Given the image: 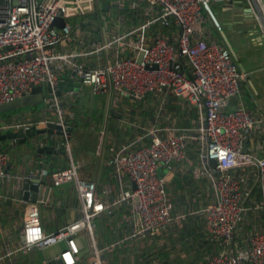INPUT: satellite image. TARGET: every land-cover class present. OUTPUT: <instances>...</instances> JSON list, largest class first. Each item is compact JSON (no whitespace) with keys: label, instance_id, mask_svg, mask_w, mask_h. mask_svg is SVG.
I'll use <instances>...</instances> for the list:
<instances>
[{"label":"built area","instance_id":"2783aa9c","mask_svg":"<svg viewBox=\"0 0 264 264\" xmlns=\"http://www.w3.org/2000/svg\"><path fill=\"white\" fill-rule=\"evenodd\" d=\"M212 1L221 7L239 4L257 24L259 43L264 41V0H115L117 10L122 4L132 10L138 5L137 18L141 20L137 26L83 51L108 50L104 63L86 67L75 53L56 48V44L70 39L69 23L53 25L56 17L64 15L65 0H0V103L27 94L33 85L50 83L52 95L43 109H53L55 118L41 121L61 124V140L54 141L52 148L63 151L66 164L53 169L40 167L38 179L50 178L54 185L74 182L79 205V214L73 220L46 231L39 222L38 205L30 204L22 217L19 249L34 245L42 250L61 241L65 247L58 256L63 264H79L75 237L85 230L91 257L81 264H102L103 250L126 239L155 235L179 221L183 215L170 211L158 165L184 159L187 142L194 138L200 164L193 174L205 175L216 192L215 199L205 204L201 213L204 232L218 250L210 253L203 264H264V155L243 149L244 138L250 134L257 135L256 146L264 149L259 135L264 112L254 115L243 105L225 108L239 91L242 73L228 48L205 35V23L221 31ZM63 69H69L81 84L90 85L98 94L122 93L136 99L147 93L162 98L174 95L195 107L197 120L190 126L153 125L139 139L114 149L107 163L116 181L128 184L112 197L108 187L103 186L104 197H98L96 182L78 174L81 163L72 154L70 135L54 92L57 75ZM7 126L13 125L0 122V129ZM142 137L147 140L140 144ZM7 159L8 153L0 145V177L9 176ZM237 165L255 168L260 196L257 208L262 214L261 226L246 237L244 245L234 244L235 231L250 207L246 203V175L235 171ZM120 204L130 205L129 229L100 247L94 236L93 218L103 210L111 213Z\"/></svg>","mask_w":264,"mask_h":264},{"label":"crops","instance_id":"0c3cea01","mask_svg":"<svg viewBox=\"0 0 264 264\" xmlns=\"http://www.w3.org/2000/svg\"><path fill=\"white\" fill-rule=\"evenodd\" d=\"M98 1L106 6L105 10H100ZM114 1L65 0L62 10L64 21L71 27L70 39L56 44L57 50L75 53L76 59L86 67L104 63L108 50L100 49L86 54H83V51L93 49L95 42L101 44L113 35L121 34L137 26L141 20L140 17L137 18L138 5L132 7L133 12H130V8L122 4L117 11V8L113 9ZM238 5L233 3L223 7L224 9L218 5L214 6L218 13H224L227 8L238 7ZM125 7L129 8H126L128 12L124 11ZM238 8L241 12L240 22L244 23L245 31L251 35L249 38L257 54L251 56L242 49L237 51L234 48L225 30V27L232 28L231 23L227 22L223 16L220 18L221 31H215L209 23L205 25L211 28V37L224 44H226L225 37L227 38L229 42L227 47L238 70L242 73L239 91L230 98L225 108L243 105L254 115H259L264 112V54L259 53L260 50H264V41L259 43L258 27L250 21V15L242 11L240 7ZM104 19L106 25L103 22ZM70 75L69 69H63L59 71L57 80H68L65 78ZM66 87V82L60 83L61 92L57 95V101L63 111L64 123L70 127L72 154L81 163L78 174L81 177L93 179L97 187L95 195L102 198L104 197L103 186L108 187V195L112 197L120 191L123 184H128L126 181H123V184L118 183L107 163L108 155L114 149L139 139L146 129L153 125L161 126L168 123L175 126H189L194 125L198 117L195 107L186 101H179L171 94L162 98L157 94L147 93L142 98L136 99L122 93L115 95L94 93L91 86L87 84H81L69 91L63 89ZM30 90L27 94H30ZM33 95L35 99H39L40 91L35 90ZM47 99L43 97L41 102L27 104L30 107L25 110H11L7 112L10 113L9 115L0 116L1 123L13 125L1 128L0 134L8 133L14 128L21 129L40 120L54 119L53 109H43ZM39 103L42 105L38 106ZM166 103H168L167 106ZM259 135L262 136L264 143V125L260 127ZM37 137L35 138L36 147H42V152H37L33 148L28 154L27 151L22 150L19 141L12 142L7 136L0 138V145L8 153L5 169L9 173L8 177H0V264H63L58 255L65 247L64 242L61 248H50L49 254L40 252L39 256H37V249L30 256L28 249L18 248L22 241L20 230L22 217L30 204L38 205L39 222L46 231L55 230L79 214L78 194L72 181L54 185L50 178H43L44 184L49 186L46 201L54 198L49 208L44 207L45 201L40 200L43 199L44 187L34 201L29 197L17 198V189L14 192L9 191L8 179L11 177L18 179L32 173V177L39 178L37 170L40 167L46 166L53 169L66 164V155L60 153L61 149L45 147L47 144L52 147L54 141L61 140V134L57 133L56 129L51 132L44 131ZM40 140L42 142H39ZM146 140V137H142L138 141L142 144ZM256 142L257 135L250 134L244 138L243 149L257 155H264V149H258ZM134 146L131 144V147ZM195 146V139H189L184 159L169 165H158V175L165 182L170 211L181 213L182 219L171 223L155 235L126 239L103 250L102 264H203L210 253L218 250V245L209 241L204 232L201 213V208L215 199L216 192L205 175L193 174L194 169L200 164ZM235 171L246 175L247 180L246 203L250 207L246 209L235 231L236 235L242 234L245 239L262 224V214L257 208L259 189L253 166L237 165ZM124 180L127 179L124 178ZM131 218L129 204H120L114 207L111 213L103 210L97 214L93 218V231L97 245L101 247L125 235ZM78 235L80 242L76 238ZM76 237L80 251L79 264L86 263L91 257V251L85 230L78 232Z\"/></svg>","mask_w":264,"mask_h":264},{"label":"water","instance_id":"95a60500","mask_svg":"<svg viewBox=\"0 0 264 264\" xmlns=\"http://www.w3.org/2000/svg\"><path fill=\"white\" fill-rule=\"evenodd\" d=\"M98 7L100 8V10H105L106 6L102 5V3L100 1H98ZM113 9L115 10V7H113ZM64 18L61 16L56 17V19L53 22V25L60 27L64 24ZM104 24L106 25V20L104 19ZM225 41L226 43L229 45V42L227 40V38L225 37ZM140 58V56L138 57V59ZM65 79L68 80H61L58 79L54 85V87L56 86V89L54 90L56 95H59L61 90H60V83L65 84V82L67 83V87L66 89L63 88L65 91H69L72 88H77L78 86L81 85V82L79 80V77L74 74L73 72H71V75L66 77ZM74 86V87H73ZM38 90L40 91V97L39 99H35L34 98V91ZM52 87L50 85L49 82H42L40 84H36L33 85L31 87L30 90V94H27L25 96H21V97H16L11 101L8 102H4V103H0V111L3 110H7L10 108H16L22 105H27V104H36L38 102H41L43 97L44 98H49L52 95ZM61 124L56 123L54 120H46V121H38L34 124L31 125H27L22 127L21 129L18 128H14V130L5 133V134H0V138H4V136H7L8 138H10L12 140V142L15 141H19L21 144V148L23 151H27V154L30 153L33 148L37 151V152H42L43 148L42 147H36L37 144V135L40 133H43L44 131H48L51 132L52 130L56 129L57 133L61 134ZM67 132H70V127L66 126L65 127ZM36 138V139H35ZM41 141V140H40ZM39 141V142H40ZM60 153H63L62 150H60ZM212 164H214V160L211 161ZM93 180V179H92ZM40 184V186H39ZM16 186V187H15ZM13 187L15 189H13ZM44 190L43 194H42V198L40 199L42 201H45L44 207L49 208L52 204H53V197L51 199H49V201H46L48 194L47 192L49 191V186L44 184L43 181L39 180L38 178L32 177L31 173H28L27 175H23L20 178H16V177H11L8 179V188L9 191H15L16 189L18 190V195H16L17 198L22 197V198H30L32 201H34L35 199H37V196L40 195V191L41 188ZM131 187L134 189L135 188V184L134 182L131 183ZM133 200L134 202L138 201V197L137 195L133 196ZM71 221V220H70ZM70 221L66 222L69 223ZM64 223V224H66ZM36 251V247L34 245H30L28 247V254L31 256L35 253Z\"/></svg>","mask_w":264,"mask_h":264},{"label":"rangeland","instance_id":"374dc122","mask_svg":"<svg viewBox=\"0 0 264 264\" xmlns=\"http://www.w3.org/2000/svg\"><path fill=\"white\" fill-rule=\"evenodd\" d=\"M214 5H218V7H220L221 9H224V8L221 7V6H219V4L216 3L215 1H212L211 2L212 11L217 16L219 22H220L221 16H223V18L227 22H230L231 23L232 28L231 29H228L227 27H225V30H226V34H227V36L229 38V41L234 46V48L237 51L239 49H242L243 51H245L246 53L250 54L251 56L254 55V54H257L256 50L254 49L255 46H253L251 44V41H250V38H249L251 35L245 31V27L246 26L244 25V23H242V21L240 22V16H239V14L241 12H240V9L238 8L240 6L238 5V7H235V6L234 7H230V8H227L224 13H222V12L218 13V11L215 9V6ZM228 6H230V5H228ZM113 7H115V6H113ZM224 7H227V6H224ZM249 19H250V21H253L254 25L257 27V24L255 23L254 19L252 17H249ZM220 24H221V22H220ZM205 28L207 29L206 32H205L206 37H208L209 39L217 40L216 38L211 37V34H212L211 28L209 26H206V25H205ZM217 41H219V40H217ZM224 45L227 47V43L224 44ZM259 53L260 54H264V50H260ZM174 97L176 99H178L179 101L180 100H183V99L178 98L176 96H174ZM183 101H185V100H183ZM41 105H42L41 103L38 104V106H41ZM29 107H30V105H23V106H19V107H16V108H10V109H7V110H3V111H0V116H6L7 114L9 115L10 113H7V112H9L11 110L21 111V110H25V109H27ZM243 236L244 235H242V234H237L236 237L234 236V244L235 245L236 244L237 245H244V244H246V238L244 239ZM76 238H77L78 242H80V240H79L80 236L78 235ZM62 243L63 242L60 241L57 244H54L53 246H49L47 248H44L43 250L37 249V256L40 255V252H43L44 254H49V249L50 248H61L62 247Z\"/></svg>","mask_w":264,"mask_h":264},{"label":"trees","instance_id":"16d2710c","mask_svg":"<svg viewBox=\"0 0 264 264\" xmlns=\"http://www.w3.org/2000/svg\"><path fill=\"white\" fill-rule=\"evenodd\" d=\"M126 8L129 9L128 7H125L124 11H127ZM117 11H118V10H117ZM129 11H130V12H133V10H131V9H129ZM127 12H128V11H127ZM96 13H97V12H96ZM169 97H170V95H169ZM170 99H171V98H170ZM170 99H169V101H170ZM167 104H168V103H166V106H167ZM166 106H164V107H166ZM154 116H155V115L153 114V117H154ZM189 126H190V125H189ZM45 147H47L48 149L52 148L51 146H49V144H47ZM212 243H213V242H212Z\"/></svg>","mask_w":264,"mask_h":264}]
</instances>
